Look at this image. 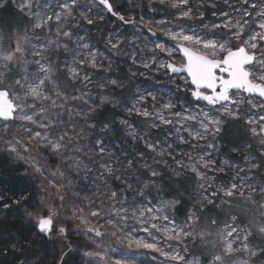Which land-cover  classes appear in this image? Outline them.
<instances>
[{
  "label": "snow or ice",
  "instance_id": "6c2138e0",
  "mask_svg": "<svg viewBox=\"0 0 264 264\" xmlns=\"http://www.w3.org/2000/svg\"><path fill=\"white\" fill-rule=\"evenodd\" d=\"M11 2L30 24L22 33L9 24V31L0 38V121L4 122L0 124V153L28 165L26 174L40 200L29 211L21 206L29 201L31 191L21 192L19 198L0 195L4 213L0 221L10 216L21 220L27 217L44 241L36 252L41 261L51 256L50 264H75L80 248L88 245L73 248L69 242L59 246L68 240V229L54 226L58 209H66V197H71L74 207L67 219L84 224L85 229L79 234L88 235L92 244L96 243L95 238L105 235V226L111 229L109 235L118 237L119 229L132 219L134 226L140 222L144 231L160 233L159 241L153 235L151 243H136L159 253L165 264H264V224L253 227L232 208L234 200L242 199L247 207H255L264 216V0H224L240 19L221 11L222 22L211 25L203 23L207 0H168L178 12L174 19H198L203 28L198 32L189 25L172 31L166 20L144 25L153 36L160 32L176 42L184 58L179 66L157 60L156 50L172 55L164 44H155L149 61L137 51L123 52L126 41L118 35H107L106 48L116 55L123 53L133 66L163 68L165 75L186 72L190 77L182 85L177 81L174 90L168 89L172 96L145 86L128 99L116 98L106 91L122 89V80L91 74L112 69L111 64L105 67L91 29L97 27L99 31L105 11L124 24L136 26L134 17L126 20L114 10L110 0ZM8 3L9 0H0V9ZM235 4L244 7L238 9ZM140 20L144 18L141 16ZM246 26L252 31L240 46L234 47L233 40L240 41L245 36ZM127 44L130 49L138 47L135 40H127ZM131 76L134 78L137 73L131 72ZM188 90L208 107L193 111L182 103L178 93ZM243 93L248 96L243 97ZM165 96L167 100L157 107ZM245 104L258 110V115L252 118L246 114L251 139L244 149L233 148L241 152L243 162L234 165L225 159L220 165L213 155L216 139L225 118L240 119L241 106ZM109 106L121 115L118 127L116 121L98 120V114ZM132 116L148 121V126L141 128L131 120ZM16 120L21 123L13 131L10 122ZM164 126L169 127L164 139L153 140L152 130ZM138 145L143 146L142 150ZM181 145L200 151L194 157L191 152L177 151ZM46 156L55 161L51 166ZM226 170L234 174L229 182L218 186L217 173ZM165 171L175 177L190 173L195 179L193 207L186 212L183 224L168 214L181 204V198H159L164 191ZM49 199L57 208L48 207ZM225 205L228 211L222 228L214 233L221 222L208 216L207 226L195 231L205 211L225 214ZM214 234L218 242L211 239ZM169 240L180 243V249L167 244ZM160 241L167 244V250L158 246ZM189 241H199L201 248L212 250L207 255L203 251L193 253L187 246ZM26 244V237L13 238L10 247L0 254H13L11 264H32L31 259L23 257ZM83 255L103 259L99 250Z\"/></svg>",
  "mask_w": 264,
  "mask_h": 264
},
{
  "label": "trees",
  "instance_id": "16d2710c",
  "mask_svg": "<svg viewBox=\"0 0 264 264\" xmlns=\"http://www.w3.org/2000/svg\"><path fill=\"white\" fill-rule=\"evenodd\" d=\"M213 0H207V4L203 9L205 12L204 21L205 24L208 21L215 22V16L213 13L219 14L221 11L226 9L225 3L223 0H218L215 2V6H210V2ZM113 5L114 10L119 12L120 14L125 16V19H129L130 17H134L137 21L136 26L132 24H124L121 22L117 17L112 16L111 14L107 13L106 11V18L103 23L98 24L99 31H97V27H92L91 34L94 37V42L96 46L101 50L109 53L112 57L116 60H119L120 63L118 64L116 71L112 72L116 76L124 82V87L122 89H107L106 91L112 93L116 98H124L128 99V97L136 91L138 86L149 84V81H143L141 77L136 76L132 77L130 70L125 64L129 63L127 61V56L121 53L120 55L114 54L112 51L106 48V36L111 35L115 30L118 33L125 37L128 40V37L137 34L140 31V37L138 40L141 44H146L148 41H155L157 39H163V33L158 32L156 36L148 32L147 28L144 26L146 23L151 22H158V21H169L167 27L168 28H179L186 24H191V21L187 20H176L174 19V15H178L176 9L171 8L170 3L168 0H165V3H160V0H110ZM241 8L244 6L239 4ZM143 17L144 20L141 21L140 17ZM10 22L13 28H17L22 31L26 26L22 20H20L19 16L15 12H13L11 6H7L0 10V33L4 34L3 32L6 31L7 21ZM198 20V19H197ZM156 27L155 24L152 25ZM165 41V40H164ZM167 42V41H165ZM233 46L237 45L238 43L233 40ZM130 48L126 49L123 52H128ZM138 52V51H137ZM139 56L142 53L138 52ZM131 67H135L131 64ZM172 78L171 75L167 76L165 79V84L162 86H166L167 82L170 81ZM173 89V87H170ZM181 96V94H178ZM188 101L193 102L194 99L189 95L186 97ZM190 99V100H189ZM120 113L116 110L112 109L110 106L105 108L102 112L98 114V120H107L109 122L116 121L115 126L118 125V121L120 119ZM137 124L140 126L147 127L148 125L146 122H143L141 119L137 118ZM165 135V134H164ZM236 136V137H235ZM239 138L238 141L232 140V138ZM152 138H156L154 134V130H152ZM250 138L248 135L247 130L245 129L243 122L241 120H225L224 128L220 132V136L217 140V144L220 148V153L224 154L228 157V159L235 160L237 158L236 152H233V148H240L244 149V146L249 143ZM255 146V144H254ZM138 147L143 148L142 145H138ZM48 161L49 166L53 164L55 161L51 157H45ZM28 169V165L23 161L12 160L8 158L5 154L0 153V195L8 197H16L19 198L21 192H28L31 191L33 194L30 197L29 201L22 205V208H27L29 211L35 206V202L40 200L39 194L34 190V185L29 182V176L26 174ZM164 191L159 194V198L168 200L173 197V195L178 196L181 198V204L177 206L175 213L177 219L185 220L186 212L193 207L194 203V195L196 190V182L191 174H184L181 177H175L171 174L170 171H165L164 176L162 179ZM153 196H157L156 192H153ZM69 201L67 208L63 212V214H59V217H56V227H65L68 229L69 238L67 241H64L61 245L71 243L73 248L77 245H88L86 247L80 248V254L76 256L75 264H110L111 259L107 257L105 260L104 258L101 260L100 258L93 257H85L83 255L86 251H94L99 250L101 254L106 255L108 251L112 253L115 247L113 240V236L109 235L111 229L108 226H105L102 231L105 232V235L102 238H95L96 243L92 244L91 239L88 235L81 236L80 234L77 236L75 232V227L73 220H68L67 217L71 215V211L74 205L71 203V197H66ZM51 200V199H49ZM47 201V204L49 203ZM242 201V200H235ZM234 202V203H235ZM87 202H85V214L88 211L86 206ZM224 206V208L228 209ZM252 209V207H250ZM36 211H42L40 208H36ZM254 212V211H253ZM208 213V215L216 214V212H208L205 211L203 214ZM3 210L0 209V216H3ZM202 214V215H203ZM217 215V214H216ZM222 215V214H221ZM220 216V215H217ZM255 217V216H254ZM252 220H245L249 221L251 224H254V227L257 224L256 220L258 218L255 217ZM63 218V219H62ZM80 222V221H79ZM81 223V222H80ZM93 225H95V220H93ZM82 224V223H81ZM84 225V224H83ZM207 225V220L206 224ZM85 226V225H84ZM205 228V226H204ZM0 252H2L5 248H9L13 238H27L28 244H31V247L28 248V244H26V249L23 252V257L28 260H32V264H50L51 256H49L48 260L41 261L39 257L36 256V252L41 248L44 241L36 235L35 230L31 227V224L28 222V218L24 217L21 220L18 216H10L7 220L0 221ZM197 244H193V252ZM44 255V253H41ZM14 260L13 254L9 253L7 256L0 254V264H11ZM158 260H138L139 264H156Z\"/></svg>",
  "mask_w": 264,
  "mask_h": 264
},
{
  "label": "rangeland",
  "instance_id": "374dc122",
  "mask_svg": "<svg viewBox=\"0 0 264 264\" xmlns=\"http://www.w3.org/2000/svg\"><path fill=\"white\" fill-rule=\"evenodd\" d=\"M217 1L218 0H213L209 4L210 5L212 3L215 4V2H217ZM24 2H25V0H16V3H24ZM51 2L55 3V1H53V0H51ZM223 2H224V0H223ZM232 3H235V0H232ZM8 6L12 7L13 12H15L17 14V16H19L20 20H22V22L24 23V26L27 27L30 24V21H28L27 17L22 12H20L14 4H12L11 0H9ZM225 6H226V9L224 11L230 12V14L233 17H235L236 19H240V16L236 12H233L232 9L228 5L225 4ZM97 7H99V6H97ZM235 7L238 9H243L240 7L239 4H235ZM104 16L106 18V16H107L106 12H104ZM214 16H215L214 18L216 20L215 23H221L222 20L224 19L219 14L214 15ZM6 21H7V18H6ZM191 23L193 24L192 26L197 28L198 32L203 31V28H202L199 20L191 21ZM212 23L213 22L208 21L205 24L211 25ZM9 24H10V22L7 21L6 31L3 32L4 34L9 31V27H8ZM189 25H191V24H186V25H183L181 27L187 28ZM181 27L176 28V29L170 27V29L172 31H179ZM251 31H252V28L246 26L245 36L242 37V39L240 41H236L238 44L234 45V47L240 46L243 43V39L246 38L248 33ZM20 32L22 33L23 30ZM111 35H118L121 39H124L126 41L123 51H125L126 49L129 48V46L127 44V40L125 39L124 36L120 35L117 30H115V32H113ZM139 37H140V31H138L137 34H134V35L128 37V40H135L136 45L138 47L136 49H130V50H134V51H138V52L142 53V55L140 56L141 58L150 61L152 58V50L154 49L155 44L161 43V44H164L166 46V48L172 50V55L169 56L167 52H160L159 50H156V58L159 62H174L177 64V66H179V64L183 62L182 56L180 55L179 51L173 45V43H176V42L171 41L167 36L163 35V39L167 42H165L162 39H157V37L153 36L154 38H156L155 41H152V42L148 41L146 44H141L140 41L138 40ZM0 38H3L2 33H0ZM5 42H7V41H5ZM145 45L147 47H145ZM95 46H96V44H95ZM96 48L99 50V53L103 57L105 67H107L108 64H111L112 69L108 72H103V73L92 72L91 74L93 76H95L97 74L105 75V76H110L113 79H117L116 76L114 74H112V72L116 71V68H117L118 64L120 63V61L114 59L112 57V55L105 52L104 50L101 51L97 46H96ZM141 49H143V51H140ZM127 61L129 63H126L125 65L130 70H132V72H136L137 76L141 77V79L144 82L149 81L148 85H145V83H144L143 85L138 86V88H143L145 86H151V87H154L155 89H159L160 92H167L168 96H172L173 93L168 92V89H170V87H173L175 89V84L177 81L182 85L185 80H189L187 78V76H185V75L173 76L170 73L168 75H165V69H163V68H160L158 70H156V69H145L143 67H136V66L133 68V67H131V64H132L131 60L127 59ZM140 73H143V75H140ZM169 75L172 76L171 80L166 83L167 84L166 86H162L163 84H165V80H166L165 78L167 76L169 77ZM90 87L92 88L93 92L97 91V89L95 88L94 85H91ZM179 93L181 94L180 97L183 98L182 103H186V105L193 111H198L201 108H207L208 107L207 104H205L204 102H202L200 100H196L195 98H193L191 96L190 90L180 91ZM189 95L194 99L193 102L188 101L186 99L187 96L189 98ZM242 96L246 98L248 95L243 93ZM167 98L168 97L165 96L163 99L159 100L157 103V107H159L160 103L165 102L167 100ZM147 103L149 105V110L151 111L152 110L151 109L152 101L149 99ZM246 114L248 116H251L252 118H256L258 115V110L251 109L250 106H248L246 104L241 106L240 119H238V120H241L243 122V125L248 132L249 138L251 139V134L249 131V125H247L245 123ZM166 115H167V113H166ZM120 118H121V116H120ZM137 118L141 119L143 122H146V124L148 125L149 122L145 121L141 117L132 116L131 120L137 124ZM225 120H233V119L226 117ZM2 123H4V122L0 121V124H2ZM10 123H11L13 131H17L18 125L21 122L16 120V121H12ZM137 125H139V124H137ZM32 127L37 131H42L41 129L36 128V126H32ZM140 127L143 128L144 126H140ZM223 128H224V125H223ZM168 131H169V127L164 126L161 129L154 130V134H155L157 139L163 140L165 137L164 134H166ZM183 135H185L187 137V133H183ZM219 136H220V133L216 139V144H217V140H218ZM235 137L232 138V140L238 141L239 138H235ZM152 139L156 140L155 138H152ZM253 143L255 144L256 142L253 141ZM177 151L191 152L192 155L195 157L200 150L198 149V150L193 151L187 145H181L180 148L177 149ZM233 152H236L237 158L235 160H231V162H233L234 165H241L243 162V156H242L241 152H238V151H233ZM213 155L220 165H222V162L225 159H228V157L226 155L220 153V148H219L218 144H217V149H216V151H214ZM188 174H190V173H188ZM233 174H234V172L227 171V170L224 173H217L215 183L218 186L226 184L227 182H229V180ZM183 175L184 174H182L181 176H183ZM181 176H179V177H181ZM191 176H193V175L191 174ZM128 199L131 200L132 197L129 195ZM234 202L235 201H233V205H232L233 210L238 211L242 215V218L244 220H247V219L252 220L253 219L254 214H255L253 212V210L256 211V217L258 216V214H260V212L257 209H253V207H252V209L250 207H247L243 200L242 201H236L235 203ZM48 207L49 208H57V205L52 200H49ZM58 210H59L60 214H63V212L65 211V208H59ZM241 210H243V211H241ZM225 211L227 212L228 209H225ZM168 214L170 216H174L175 219L177 220V222L180 224H183L185 221V220L177 219L175 213H173V210H169ZM208 216H213L216 219H218V216L216 214H213V215H210V214L208 215V213L203 214L200 225L195 227L196 232H199L201 229L204 228V226L206 224V220H207L206 218ZM262 218L264 219V216H262ZM263 219H261L258 216V218L256 220L257 224L258 225L264 224ZM73 223H74V227H75V232L78 236L79 233L85 229V226L83 224H81L78 220H73ZM56 224H57V221L55 219V224H54L55 227H56ZM119 231L121 232V235L118 237H113V240H112L114 242L115 247H117V249H114V251L112 253H110L108 251V254H106V255L101 254L105 260L107 259V257H110V259H111L110 264H116V261H120L121 264H139L138 260H140V259L158 260V261H156V264H165L164 257L160 256L159 253H154L149 249H144L142 247H139V246H137V243H136V241H141V240L151 243V242H153V235H155V237L159 241L160 233H156V232H154V230H150L152 233V234H150V231H144L143 230V225L140 222H136V225L134 226V222L132 219H129V221L127 222V225L124 226L122 229H119ZM215 238H216V236L214 234L211 239L214 240ZM167 244H171L177 250H179L181 247L180 243H178L175 240H169V241H167ZM167 244H164L162 241H160L158 243V246H163L167 250ZM196 244H197V247H195V249H194L195 252L203 251L204 253H207L208 251L212 250L211 247H209V249L201 248L199 241H197ZM187 246L190 249V251L193 252L192 251L193 250V243L191 241L188 242ZM195 252H193V253H195ZM96 258H98V257H96ZM189 258H191V257H189Z\"/></svg>",
  "mask_w": 264,
  "mask_h": 264
},
{
  "label": "crops",
  "instance_id": "0c3cea01",
  "mask_svg": "<svg viewBox=\"0 0 264 264\" xmlns=\"http://www.w3.org/2000/svg\"><path fill=\"white\" fill-rule=\"evenodd\" d=\"M239 200H242V199H239ZM235 201V200H234ZM233 205V204H232ZM226 207H228V205L226 206ZM224 209H226V208H224ZM253 209H256L255 207H253ZM254 211V210H253ZM226 211H225V214H222V215H220V216H218V221H220L221 223H220V225H219V227L218 228H216V229H213V232L215 233L216 231H218L219 230V228H222L223 227V221L225 220V218H226ZM254 216L256 217V211H254ZM258 214V213H257ZM258 216L261 218V219H263L262 218V216H261V214H258ZM254 217V218H255ZM264 220V219H263ZM247 222H249V221H247ZM207 225H205V227H206ZM252 226L254 227V224H252ZM257 226V225H256ZM213 241H217L218 242V238L216 237ZM205 255H207V253H204Z\"/></svg>",
  "mask_w": 264,
  "mask_h": 264
},
{
  "label": "water",
  "instance_id": "95a60500",
  "mask_svg": "<svg viewBox=\"0 0 264 264\" xmlns=\"http://www.w3.org/2000/svg\"><path fill=\"white\" fill-rule=\"evenodd\" d=\"M173 45H174V47L179 51L178 47H176V43H173ZM179 53H180V55H181L182 58H183V54H182V52L179 51ZM183 59H184V58H183ZM170 74L173 75V76L185 75V76H187V78H188L189 81H190V77H188V75H187L186 72H182V73H178V74H176V73H170ZM245 94H247V93H245ZM247 95H248V94H247ZM202 102H204V101H202ZM204 103L206 104V102H204Z\"/></svg>",
  "mask_w": 264,
  "mask_h": 264
},
{
  "label": "built area",
  "instance_id": "2783aa9c",
  "mask_svg": "<svg viewBox=\"0 0 264 264\" xmlns=\"http://www.w3.org/2000/svg\"><path fill=\"white\" fill-rule=\"evenodd\" d=\"M186 230H188V229H186Z\"/></svg>",
  "mask_w": 264,
  "mask_h": 264
}]
</instances>
